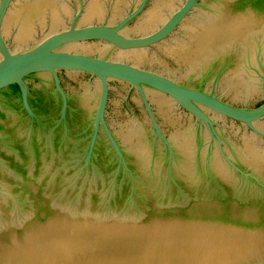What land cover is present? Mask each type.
<instances>
[{
  "label": "water",
  "instance_id": "1",
  "mask_svg": "<svg viewBox=\"0 0 264 264\" xmlns=\"http://www.w3.org/2000/svg\"><path fill=\"white\" fill-rule=\"evenodd\" d=\"M0 264H264V0H0Z\"/></svg>",
  "mask_w": 264,
  "mask_h": 264
},
{
  "label": "flooded vegetation",
  "instance_id": "2",
  "mask_svg": "<svg viewBox=\"0 0 264 264\" xmlns=\"http://www.w3.org/2000/svg\"><path fill=\"white\" fill-rule=\"evenodd\" d=\"M190 16V14L187 16V17H189ZM178 29V28H177ZM176 29V30H177ZM126 63H128V62H126ZM130 64V63H129ZM136 66V65H135ZM149 70V69H148ZM151 71H153V70H151ZM153 72H156V71H153ZM64 73V74H63ZM157 73H159V72H157ZM159 74H161V73H159ZM66 75V77L68 78V79H70L69 77H68V75H67V73H65V72H61L60 73V78H61V82L63 83L64 82V76ZM163 75V74H162ZM165 76V75H164ZM72 80V79H71ZM134 91V90H133ZM135 92V91H134ZM135 94L137 95V93L135 92ZM137 97H138V95H137ZM138 100H139V97H138ZM139 102H140V100H139ZM141 104V103H140ZM260 105V104H259ZM151 106H152V104H151ZM142 107V106H141ZM153 108V107H152ZM142 109H143V107H142ZM143 111H144V109H143ZM153 111H154V108H153ZM155 112V111H154ZM144 113H145V111H144ZM146 114V113H145ZM155 116H156V113H155ZM146 117H147V119H148V116L146 115ZM156 118H157V116H156Z\"/></svg>",
  "mask_w": 264,
  "mask_h": 264
}]
</instances>
